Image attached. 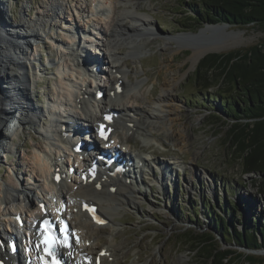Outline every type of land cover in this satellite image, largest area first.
<instances>
[{"label":"rangeland","instance_id":"obj_1","mask_svg":"<svg viewBox=\"0 0 264 264\" xmlns=\"http://www.w3.org/2000/svg\"><path fill=\"white\" fill-rule=\"evenodd\" d=\"M3 1L5 3L1 6L0 20L8 26H16L21 20H27L30 24L35 23L39 11L48 4V0ZM77 1L63 0V10L55 8L57 21L45 19V25L40 26L42 30L40 39L33 41L29 39V46L33 43L35 47H30L28 60L31 61L40 56V51L45 58L57 57L58 40L62 45H64L62 42L67 43L64 36H58V30L66 32L63 29L71 25V22L66 20L72 18L74 11L71 10L74 9ZM83 1L90 7L91 0H81ZM131 2L132 5L128 8L133 9L136 3L139 5L136 12L147 15L155 25L152 36H145L150 38L149 41L147 40L148 43H138L130 49L127 46L128 42L125 41L127 36H123L120 37L122 47L114 51L121 59L119 64L126 73V80L135 86V91H142L144 97L140 103L143 102L142 105H146L149 101L156 100L161 94L166 79L180 78L174 93L177 106L173 113L175 121L172 123V129L165 127L159 134H153V136L152 134L146 136L145 130H138L131 153L142 154L145 158L157 161L164 159L162 162L169 165L167 167L171 169V176L169 175L168 179L163 181L161 179L163 174L159 175L158 171L153 175H148V171L140 172L138 179L136 178L137 188L140 187V190L146 194L133 195V199H137L135 200L137 205H131L126 210L129 206L121 208L119 203L113 224L102 228H86L84 232L88 233L86 238H90L96 253L104 247L115 248L116 257L111 255L113 261H108V264L117 261L118 264H205L196 256V252H191L190 248L194 246V242H184L190 235H210L213 243L216 241L221 243V250L231 249L236 253L239 252V255L251 254L264 259V249L253 251L245 247L225 244L222 236L214 231L212 223L207 219V213H213L215 209L220 215L231 209L234 214L231 218L228 217L229 224L233 220L238 221L240 231L249 229L250 225L256 224V221L263 229L264 174L242 172L240 161L236 162L225 147V134L230 126L211 118L210 115L213 112L209 104L202 105L203 101L211 99V93L214 90L213 88L204 90L193 82L195 70L204 54L200 57L198 64L192 67L190 58L193 55V49L189 48L187 45L189 43L186 44L183 41V45L186 44L185 48L179 50L178 44L165 41L163 38L164 36L177 38L184 34L188 36L189 33L198 32L190 21L192 12L189 0H131ZM126 8L122 6L121 9ZM126 20L129 22L132 19L126 18ZM64 26L66 28H63ZM239 31L242 32L239 45H228L227 51H223L227 47H222L220 53L245 49L264 41V32L254 26L245 29L230 26L226 29L228 33ZM217 33L221 35L224 32ZM232 35L226 43L239 42L238 38ZM42 37H45L50 44L44 43ZM37 65L40 67L37 78L32 71H26L25 75L28 80L30 79L29 92L33 101L32 104L28 102L27 105L38 109L39 99L46 102L48 98H57V83L62 78V74L56 68L45 67L39 62ZM130 93L132 94L133 91ZM133 94L136 96V92ZM144 109L146 110L145 107ZM216 114L222 115L217 112ZM8 122V125L11 123L13 126L11 119ZM4 128L7 129L10 126L5 125ZM39 128L40 122L37 125H27L23 133L18 125L12 128L15 133L12 141L15 144L12 150L4 149L3 151L2 149L0 153L1 191L6 182L11 180L12 170L19 174L20 182L24 186L27 183H31L32 186L34 177L42 180L34 168L35 155L45 150L49 142L38 133ZM129 130L118 125L117 136L123 139L128 138ZM15 146L18 149L15 150ZM148 154H151L150 157ZM151 165L156 166L153 163ZM9 176H11L10 179ZM158 180L162 186L158 184ZM34 194L36 195L37 192ZM31 206L37 207V199L34 198ZM3 218V213L0 211V221H3ZM256 236L261 239L258 234ZM239 260L242 264H247L244 257Z\"/></svg>","mask_w":264,"mask_h":264},{"label":"bare ground","instance_id":"obj_2","mask_svg":"<svg viewBox=\"0 0 264 264\" xmlns=\"http://www.w3.org/2000/svg\"><path fill=\"white\" fill-rule=\"evenodd\" d=\"M62 1L48 0V4L39 11V15L36 17V21H34L35 23L30 24L27 20H21L16 26H8L0 20V145L3 149H9V143H11L9 141H12L15 135L13 129L17 124L19 129H25L27 125L38 123L35 116L28 115L29 111L36 112L37 114L43 112L42 109L38 111L36 107L32 106L31 108V105H26V103L32 104V98L29 92L30 89H28L29 80L25 72L27 71V62L30 61L28 60L29 49L30 47H35L33 43L29 46V39L32 41L40 39L42 36L40 26L45 25L46 18L57 21L55 8L58 7L63 10L64 4ZM4 3L3 0H0V10ZM76 3L74 4L72 18L66 20V22L70 21L71 25L67 28V25L63 27L66 28L63 29L66 32H59L58 30V36H64L67 39V43L62 42L64 44L62 45L59 40V44L56 43L58 45L57 69L62 74V78L60 77L61 79L57 83L58 87L56 88L58 99L54 97L51 101L52 105L49 104L52 107L49 115L52 116L55 111L63 113L55 121L56 129L53 134V140L56 143L50 142L45 150L39 151L35 155L34 168L41 174L42 182L34 177L32 186L30 183V185L24 186L20 182L19 174H15L12 170V177L9 176L11 180L6 182L2 191L0 190L2 192V195L0 194V210H2L6 220L4 227L0 229V233L6 237H10L20 231L11 212L17 210L19 212L25 211L27 200L30 202L34 200V196L31 195L34 187L41 188V202L47 201L49 212L45 216L39 208L37 210L32 209L33 212L31 214H34V218L29 221L32 225V240L36 239L37 228L34 225L35 221L41 222L46 218L55 221L58 218V212L62 203H66L68 206L65 215L71 220L74 230L79 231L83 236L84 229L97 227L91 221L89 215L83 212L82 207L84 204L98 205L100 212L113 224L119 203H121V208L129 206L126 208L128 210L131 205H137V201H135L137 199H133L134 194L136 196H144L146 194L140 190V187L137 188V179L135 182H131L130 186L126 183L129 175L123 174L106 179L101 175L92 184H84L82 179L84 171L81 170V164V168L78 166L75 169V173L79 174V178L71 175L70 169L73 165L66 169L60 155L63 152L69 153L68 156H70V153L73 155V147L75 145L68 139L69 137H63L62 135L66 132L71 133L80 122L89 125L90 128L96 129L98 123L103 121L105 115L112 113L115 117V126L121 124L127 130L135 128L139 131L145 130L146 136L150 134L153 136V134H159L160 130H164L165 127L171 130L172 123L175 121L173 113L176 111L177 103L174 93L177 83L180 82V78L166 79L160 96L156 100L149 101V104L145 103L146 105H142L143 102L142 104L140 103L144 97L141 93L142 91H135V86L126 80V73L119 64L121 59L114 53L115 50L120 49V46L122 47L120 37L127 36V38L125 37L126 40H124L128 42L127 46L131 49L132 46H137L136 44L138 43H148L150 38H146V35L152 36L155 25L147 15L136 12L139 5L135 3L133 9L128 8V6L132 5L131 0H91L90 7L87 4L85 5L86 2H81V0H78ZM122 6L127 8L121 9ZM126 18L132 20L128 22ZM115 28L119 29V31ZM214 29L215 27L206 28V31L202 35L199 34L201 35L199 38H202L204 35L210 36ZM241 33L240 31L238 33H230L226 39L228 40L231 38L230 35L234 34L232 36L238 38V43L228 41L226 44L215 43L211 46H200L191 43L194 36L190 33L188 36L184 34L177 38L171 36H164L163 38L165 41L178 44L179 50H183L185 45L189 43L187 45L193 49V55L190 60L192 67H194L198 64L203 54L219 52L222 47H227L223 50L227 51L229 49L228 45H239L242 39ZM95 35L98 37H95ZM157 38L159 37L157 36ZM79 40L80 44H78ZM183 41L186 43L185 45H183ZM99 45L103 46L102 56L98 58L100 61L91 59L87 67H85L88 71H84L85 69L80 67L81 61L79 59L87 57L85 46H91L92 48L94 46V49L88 50L90 55H94L95 52H98ZM95 46L98 48L96 49ZM61 48L62 50H60ZM100 63L106 67L102 65L100 70L98 67L97 75L93 74L91 69ZM97 66H101V64ZM100 71L101 74L99 75ZM98 76L101 77L99 78ZM95 87L106 89V97L103 101H97L96 93L94 92ZM118 87H121L123 91L119 92ZM132 91L133 93L136 92V96L130 93ZM10 119L14 123L13 126L11 123L8 125ZM5 125L10 126V128L5 129ZM137 132L132 133L128 138L124 137L125 140H120L114 132L112 139L115 142H121L122 145H126L127 149H129L135 144ZM95 143L97 142L95 141ZM60 146L64 150H61ZM128 153L130 158H134L131 152ZM120 157L123 158L121 155ZM129 157L124 158L129 161ZM90 158L91 162L96 161L95 164L99 162L96 156H91ZM139 159L144 164V169L142 171L139 170L138 174L148 171V175H153V173L158 171L159 175L163 174V178H161L163 181L167 180L169 175L171 176V169L167 167L168 164L162 162L164 159L157 161L152 158H143L141 155ZM69 160L71 161V159ZM151 163L156 166L154 167ZM99 164L102 166V163ZM58 167L62 172L64 170L69 172L59 184L54 180V171ZM146 168L148 169L145 170ZM195 177L197 178V174ZM98 181L101 183L100 188L95 186ZM158 184L162 186L159 180ZM113 187H116L115 193L111 191ZM52 195L56 198L57 202H53L50 199ZM75 209L77 212H74ZM82 220L84 224L81 222ZM1 226L3 225L0 224V228ZM87 240L89 239H83L80 242L73 241L70 251L61 248L58 249V252L62 254L67 264H84L83 257H88L89 251H94L93 247L88 248L86 246ZM1 249L3 250V248ZM110 249L112 250L107 249V252L110 254L109 257H116L115 248L111 246ZM9 258L12 259L10 256ZM107 258L103 259V264H107ZM112 264H118V261Z\"/></svg>","mask_w":264,"mask_h":264},{"label":"trees","instance_id":"obj_3","mask_svg":"<svg viewBox=\"0 0 264 264\" xmlns=\"http://www.w3.org/2000/svg\"><path fill=\"white\" fill-rule=\"evenodd\" d=\"M189 4L196 31L206 24H229L239 29L254 26L264 32V0H189ZM193 82L204 90L214 89L211 99L202 105L209 104L211 118L230 126L225 147L236 162L240 161L242 172L264 174V41L245 49L208 54L199 62ZM207 214L225 244L253 251L264 249V227L257 221L250 230L240 231L238 221L229 224L228 217L234 214L231 209L221 215L216 209ZM211 237L190 235L184 242H194L190 250L205 264H242L241 257L247 264H264L263 258L251 254L221 250V243H213Z\"/></svg>","mask_w":264,"mask_h":264},{"label":"water","instance_id":"obj_4","mask_svg":"<svg viewBox=\"0 0 264 264\" xmlns=\"http://www.w3.org/2000/svg\"><path fill=\"white\" fill-rule=\"evenodd\" d=\"M210 27H215L213 33L208 36V35H204L202 38H199L205 31H206V28H210ZM230 27L229 24H206L205 25V28H202L200 29L197 33H190V34H193V38L191 40V43L193 44H198V45H213L215 43H225L226 44V39L227 37L229 36L230 33L226 32V29ZM219 31H222L223 34L219 35L217 32ZM201 34V35H199ZM218 34V35H217ZM196 39V40H195ZM228 45V44H227ZM190 49H192L190 47ZM211 53H220V52H209V53H206L201 59H203L205 56H207L208 54H211ZM223 241V240H222Z\"/></svg>","mask_w":264,"mask_h":264},{"label":"snow or ice","instance_id":"obj_5","mask_svg":"<svg viewBox=\"0 0 264 264\" xmlns=\"http://www.w3.org/2000/svg\"><path fill=\"white\" fill-rule=\"evenodd\" d=\"M97 222H98V223H103L104 221H102V220H97ZM44 223L49 225L48 230L51 231L52 228H53V225L49 224L48 221H45ZM60 223H63V221H61ZM61 231H63V229H61ZM55 242H56L55 239H50L49 241H46V244H48V245L50 246V245L55 244Z\"/></svg>","mask_w":264,"mask_h":264}]
</instances>
